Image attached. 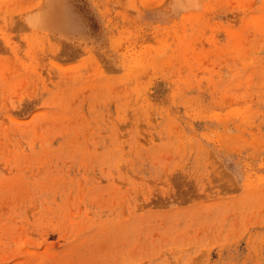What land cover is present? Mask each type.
Returning <instances> with one entry per match:
<instances>
[{"label":"rangeland","instance_id":"1","mask_svg":"<svg viewBox=\"0 0 264 264\" xmlns=\"http://www.w3.org/2000/svg\"><path fill=\"white\" fill-rule=\"evenodd\" d=\"M50 1L0 0V264H264V0Z\"/></svg>","mask_w":264,"mask_h":264},{"label":"bare ground","instance_id":"2","mask_svg":"<svg viewBox=\"0 0 264 264\" xmlns=\"http://www.w3.org/2000/svg\"><path fill=\"white\" fill-rule=\"evenodd\" d=\"M51 2V1H50ZM57 3V0H53L50 4H49V6L51 7L52 5L53 6H55V4ZM53 6H52V8H53ZM57 6V5H56ZM55 6V8H53V10H55L57 7ZM51 8V9H52ZM49 11V10H48ZM50 11H52V10H50ZM53 12V11H52ZM47 15H49V14H47ZM47 15H46V17H47ZM58 15V14H57ZM57 19V18H56ZM59 19V18H58ZM188 55V54H187Z\"/></svg>","mask_w":264,"mask_h":264}]
</instances>
